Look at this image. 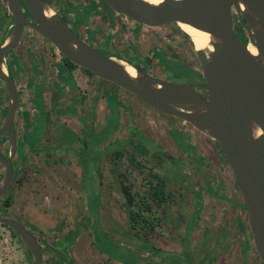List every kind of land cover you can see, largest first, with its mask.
Listing matches in <instances>:
<instances>
[{
  "label": "rangeland",
  "instance_id": "rangeland-1",
  "mask_svg": "<svg viewBox=\"0 0 264 264\" xmlns=\"http://www.w3.org/2000/svg\"><path fill=\"white\" fill-rule=\"evenodd\" d=\"M88 3L89 0H60L59 6L63 9H80ZM98 5L90 24L84 14L76 16V25L81 26L78 32L85 36L86 27L94 30L97 39L93 32L91 38H88L93 39L97 45L99 42L103 43L100 46L93 43L101 53L133 61L135 51L129 50L133 40L128 30L121 31L110 26L114 21L108 24L106 6L101 2ZM57 7H53L56 12ZM109 11L112 13L111 9ZM63 15L68 24H74L73 17L66 13ZM234 18L235 32L246 43L247 34L240 32L237 19ZM144 29L143 51L149 53L152 46L160 45L161 63L167 66L168 71L163 69L162 64L156 67L157 61H152L151 58L146 59L147 67L138 64L137 67L160 79H166L167 76L168 81L175 83H194L201 77L183 63L201 72L192 42L182 36L183 31L179 26H145ZM27 34L35 43H46L32 30H28ZM46 45L55 49L52 44ZM5 70L7 71L6 65ZM100 82L106 90L110 87L107 97L114 116L108 121V127L91 129L88 135L85 134L79 140L75 139L76 136L67 134V139L75 140L79 148L73 153L77 155L84 172L83 189L91 215L81 216L83 207L73 211L74 216L67 214L58 218L62 235L66 231L77 232L79 226L83 231L86 247L80 246V239L76 244L74 241L69 249V256L74 264H109L105 256L125 264L122 261L131 258L124 251L126 247L135 251L141 264H174L178 259L170 253L184 254L185 251L190 253L192 264H241L242 260L244 264H262L251 243L250 250L244 246L238 224L229 225L231 200L241 202L242 198L217 142L191 124L149 107L137 96L117 85L105 80ZM5 92L4 85L0 84V93L6 96ZM117 103L122 106V115L116 125ZM97 123L101 128L104 125L103 122ZM49 143L54 142L50 139ZM187 143L192 145L191 151L185 147ZM61 148L68 151L66 146ZM96 173L100 175L98 192ZM28 178L29 176L26 180ZM157 179L162 184L161 197L155 196L152 191ZM122 186L128 188L133 199L132 210L139 211L142 208L151 229L143 224H131ZM21 197V194L15 197L13 206L3 208V212L22 214L23 218L29 220L25 215L37 213L33 206L41 196L34 193L27 197L33 206L28 205L26 208L20 202ZM223 222V226L230 228L227 227L226 240L221 241L220 226ZM245 223L246 226L247 221ZM245 232L251 242L247 228ZM146 246L154 249L148 250ZM47 257L46 262L50 258L48 255ZM32 263L33 256L24 243L0 225V264ZM70 263L68 259L63 262Z\"/></svg>",
  "mask_w": 264,
  "mask_h": 264
},
{
  "label": "water",
  "instance_id": "water-1",
  "mask_svg": "<svg viewBox=\"0 0 264 264\" xmlns=\"http://www.w3.org/2000/svg\"><path fill=\"white\" fill-rule=\"evenodd\" d=\"M103 1L116 14L147 27L185 24L206 34L212 50L194 49L201 83L160 79L129 61L104 55L85 42L47 0H5L13 23L0 43V81L7 87L9 100L0 139L7 133L12 145L7 158L0 151V163L6 168L0 198L14 177L13 117L18 107V91L5 70L4 58L18 45L24 29L32 28L74 65L137 96L149 107L191 124L218 143L244 203L253 247L264 264V0ZM234 17L246 31V43L235 34ZM123 61L135 68L136 75L126 70ZM0 224L27 246L33 264H43L40 244L22 223L0 216Z\"/></svg>",
  "mask_w": 264,
  "mask_h": 264
},
{
  "label": "crops",
  "instance_id": "crops-1",
  "mask_svg": "<svg viewBox=\"0 0 264 264\" xmlns=\"http://www.w3.org/2000/svg\"><path fill=\"white\" fill-rule=\"evenodd\" d=\"M113 18L114 24L112 26L114 28H120L121 31H126V29L131 31L129 32L130 35L135 34L132 39L135 44L139 45L140 43L142 45L146 30L144 29L145 25L127 22L118 17ZM24 50L27 51V48L25 47ZM29 50L31 52L33 48L30 47ZM36 55L34 56L32 53L33 58H30V62L23 57H21L22 61L18 60V66L23 67V69H17L18 75L25 76L29 88L33 91L34 89L40 91V96L33 97V103L37 105L38 110L31 113L24 109L23 112L19 111L16 116V127L21 124L26 127V131L17 138L15 167L21 175L26 173L29 176V180H25L23 177L21 191L19 190L20 187L17 188V196L22 195L20 202L23 204V208L31 205L27 197L34 193L38 194L39 197L41 196L35 206L31 205L37 211L36 214L32 215V217L37 216L34 224L40 226V229L47 227L49 231L52 229L58 231L53 233L50 241L51 249L57 251L58 255L66 261L70 254L68 249L71 248L74 241L76 244L81 239L80 246L82 248H85L87 244L82 233L76 234L66 231L62 235L58 227V218L65 217L67 214L74 216L73 211L83 207L85 212L83 211L84 213L82 212L80 215L88 217L91 215L90 210L87 209L86 192L83 189L85 184L83 169L78 160L73 157L72 148L68 147V151L63 148H56L55 145L59 144L56 143V140L66 141L67 134L79 138L85 135V132L88 135L91 129H102L112 118L111 116H114L110 111L107 97L110 87L108 86L109 88L106 90L100 85L99 78L89 75L80 67L70 66L64 62L58 63L52 58L41 59V56L37 55L36 57ZM39 60L42 61L41 65H38ZM1 99V102H4V99ZM117 101H119L118 96ZM121 107L117 103V122L120 121L122 115ZM97 122H103L102 128L98 127ZM50 139L54 142L53 144L49 143ZM71 141L70 146H75L74 141ZM20 184L17 183L18 186ZM228 201L230 200L228 199ZM60 203L62 204L60 205ZM230 207L229 225L238 224L242 235L241 241L244 242L247 250H250V244L246 241L247 225H244L247 221L245 207L242 201L233 200H231ZM25 216H30V214ZM223 225L224 222L220 226L221 241L226 238L225 234L230 228L227 226V229ZM43 230L45 229L43 228ZM61 243L62 245L65 244L68 249L62 251L59 247ZM71 254L73 256V253ZM56 258L51 256L46 264H60ZM105 258L109 264H120L106 256ZM70 262V264H74L72 260ZM241 264H244L243 260Z\"/></svg>",
  "mask_w": 264,
  "mask_h": 264
},
{
  "label": "flooded vegetation",
  "instance_id": "flooded-vegetation-1",
  "mask_svg": "<svg viewBox=\"0 0 264 264\" xmlns=\"http://www.w3.org/2000/svg\"><path fill=\"white\" fill-rule=\"evenodd\" d=\"M3 1V2H2ZM49 5L54 8H56L57 6V13H59L61 15V17L63 18V20L68 24V22L66 21V19L64 18V15L63 13H66L68 15H70L71 17H73V21H74V24L73 25H70L68 24L73 30H75V32L78 33V35L87 43L89 44H92V46L95 44L94 40L93 39H89L91 38L92 36V32L94 33L95 35V32L94 30H91V29H88L87 27L85 28V30L87 32H90V33H87L85 32V36H82L80 34V31L78 32V30L80 29L81 30V26H78L76 25L77 24V17L76 16H79L81 13L80 11L84 9V11L86 12V9H91V13L89 16H86V21L88 22V24H90L91 20H92V16L94 15V13L97 11L98 9V2L100 3H103L106 8H107V12H108V16H109V22L108 24H110L112 21H114V18L113 17H118L119 19H123L124 21H127V22H134V23H137L129 18H127L126 16L124 15H118L116 14L112 9V13H110V8L104 3L103 0H89V3L87 5H83L80 9L77 8H72V9H63L59 6V2L60 0H47ZM0 3L2 5H4V7L6 8V2L5 0H0ZM52 7V8H53ZM24 13L25 15L29 18V13H28V10L24 7ZM71 10V11H69ZM6 11H7V15H8V20L5 24V27H4V31L6 30H10L11 32V29H12V23H13V18L11 16V14L8 12L7 8H6ZM77 13V15L75 14ZM238 23V22H237ZM139 25H143V24H140V23H137ZM113 25V22L110 24V26ZM169 25V24H168ZM165 26V25H164ZM161 27V26H160ZM153 28V27H151ZM155 28H158V27H155ZM120 30V28H117ZM28 30H32L34 31L32 28H25L24 31H23V35L21 37V40L19 41L18 45L14 48V49H11L9 51L6 52L5 54V58H4V66L6 65V68H7V73L9 74V76L14 80L15 82V85H16V88H17V91H18V107L15 111V114H14V117H13V135L15 137V153H14V156L12 158V161H11V165H12V168H13V172H14V177H13V180L8 188V190L3 194V196L0 198V216L1 217H7V218H11V219H14V220H17L19 221L20 223H22L33 235L34 237L36 238V240L38 241V243L40 244L41 246V251H42V263L43 264H46V260L45 258H48L47 255L49 257L53 256V257H57L56 261L57 262H60V264H63V262L65 261L60 255H58V252L57 251H54L53 249H51V245H50V241L52 240V236H53V233L55 232H58L56 229L55 230H43L42 228L40 229V226L38 225H35L34 222L37 220V216L36 217H30L28 216V218H30L29 220H27L26 218H23L22 214H7L5 212H3V208H9L11 206H13V201H14V198L17 197V191L20 187V191H21V185H22V180H23V177L24 179L26 180L27 178V175L26 173L24 175H21L20 174V171L16 170V167H15V163H16V158H17V146H18V143H17V138L19 137V135H23L24 131H26V127H23V125L21 124H18L17 127H16V116L18 115L17 113H19V111L23 112L24 109H27L28 112H35L36 110H38L39 108L37 107L36 104L33 103V97H38L40 96V91L38 92V90L34 89V91L32 89L29 88V83L27 82V78H25V76H21V75H18V72H17V69H23L22 66H18V60L22 61V58L23 57L24 59H27L29 60L30 62V58H33L32 57V53L34 54V56L37 54L39 57L41 56V59L42 58H52L54 60H56L58 63L60 62H64L66 63L67 65H70V66H75V67H78L76 65H71L69 64L66 60V58L55 48V49H50L47 47L46 43L47 44H51L49 41H47L46 39L42 38L40 35L39 37L45 41L46 43L44 42H41V43H38V42H34L30 37L29 35L27 34V31ZM77 30V31H76ZM2 31L0 33V43H2L6 38L7 36L9 35V33L6 34V32ZM35 32V31H34ZM128 32H131V31H128ZM36 33V32H35ZM37 34V33H36ZM236 34V32H235ZM135 34H132L130 37L133 39ZM27 36V37H26ZM96 36V35H95ZM183 36V35H182ZM237 36V35H236ZM3 37V39H2ZM89 37V38H88ZM184 37V36H183ZM238 37V36H237ZM26 38V39H24ZM185 38V37H184ZM2 39V40H1ZM96 39H97V36H96ZM95 39V40H96ZM187 39V38H185ZM25 40V41H24ZM98 41V40H97ZM94 43V44H93ZM100 44L97 45V46H100L102 45L103 43L99 42ZM109 43V42H108ZM132 43V44H131ZM94 45V47L96 48V46ZM52 46V45H51ZM54 46V45H53ZM25 47L27 48V51H25ZM33 48V51L30 52L29 48ZM43 48H46V49H43ZM135 48L137 50H135ZM32 50V49H31ZM129 50H133L135 51L134 53V58H133V61L131 59H127L129 62H131L132 64L134 65H142V66H146L147 65L145 64L146 63V59L147 58H151L152 61H157L156 62V67L158 66V64H162V57H161V53H162V49L160 47V45H154L152 46V51H150L149 53H145L143 51V47L142 45L139 43L138 44H135L134 41H131L130 42V45H129ZM36 55V57H37ZM111 55V54H110ZM167 55V54H165ZM20 56V57H19ZM117 56V55H116ZM169 58H172L170 57L169 55H167ZM127 58V57H126ZM179 60V59H178ZM183 62V61H182ZM186 67L190 70H192L194 73H197V74H200L198 71H196L194 68L190 67L189 65H187L185 62H183ZM42 64V61L39 60V64L38 65H41ZM163 65V69H165V71H168V68L165 64H162ZM39 67V66H38ZM82 69V68H81ZM84 71V70H83ZM35 72V71H34ZM41 75V74H40ZM39 75V76H40ZM94 76V75H93ZM201 76V75H200ZM167 76H166V79L167 80ZM101 80V79H99ZM202 81V78L199 77V79H197L196 82L194 83H201ZM0 84L4 85L5 87V94L6 96H3V94L0 93V128L1 126L3 125V122L5 120V117H6V113L8 111V91H7V87L6 85L0 81ZM202 94L205 95V91H201ZM4 99V102H1L2 99ZM116 125H117V121H116ZM108 127V122L107 124L103 127V128H107ZM102 128V129H103ZM87 134V132H86ZM87 136V135H86ZM83 136L81 137H76L75 139L76 140H79L81 139ZM111 137V136H110ZM70 141L71 139H67L66 141H57L56 140V143L58 142L59 144H56V148H61L62 146H66L67 148L70 147L72 148L73 151H75L76 149H79L78 146H77V143L75 142V140H72L74 141L75 143V146H70ZM71 141V142H72ZM147 141H150L149 139H147ZM190 144V143H189ZM11 140L8 136L7 133H5L2 138L0 139V151L1 153L3 154V156L5 158L8 157L9 155V152H10V148H11ZM75 147V148H74ZM156 151V150H155ZM160 154V153H159ZM73 157L76 159L77 158V155L75 153H72ZM168 158L171 157V156H167ZM172 158V157H171ZM170 159V158H169ZM76 160H78V162L80 163L79 159L77 158ZM94 164L96 165V161H94ZM6 174V168L5 166H3L1 163H0V185L2 183V180L4 178ZM20 174V175H19ZM97 178H98V181H100V175L97 174ZM83 180H84V177H83ZM17 183H21L19 186L17 185ZM236 186V184H235ZM18 188V189H17ZM17 189V190H16ZM12 190V191H11ZM39 190V189H38ZM10 200V204L9 205H6V202ZM243 203V201H242ZM244 204V203H243ZM27 210V209H26ZM28 212V211H27ZM91 217V216H90ZM1 226H3L4 228H7L10 232H11V229L8 228L6 225H3V224H0ZM89 225H90V218H89ZM248 231L250 232L249 230V227H248V223H247V227ZM83 231L80 229V226L78 227V231L77 232H74L76 234H80L82 233ZM90 234V232H89ZM250 236H251V233H250ZM246 241L249 243H251L252 247H253V243H252V237H251V242L250 240L248 239V237H246ZM244 243V242H243ZM94 244V243H93ZM25 245V244H24ZM26 246V245H25ZM95 246V245H94ZM245 246V245H244ZM27 247V246H26ZM60 249L62 251H65L67 250L68 248H66L64 245H61L59 246ZM96 247V246H95ZM97 248V247H96ZM70 249V248H69ZM68 249V251H69ZM126 249H128L126 247ZM254 249V247H253ZM28 251H30L28 248H27ZM31 253V251H30ZM32 255V253H31ZM70 258V259H69ZM68 260H72L73 259L69 256ZM263 264V263H262Z\"/></svg>",
  "mask_w": 264,
  "mask_h": 264
},
{
  "label": "trees",
  "instance_id": "trees-1",
  "mask_svg": "<svg viewBox=\"0 0 264 264\" xmlns=\"http://www.w3.org/2000/svg\"><path fill=\"white\" fill-rule=\"evenodd\" d=\"M80 13L84 14L85 16H89L90 13H91V9L90 8L86 9V12L83 9V10L80 11ZM7 18H8V15H7L6 8L4 7V5H2L0 3V33L2 31H4L5 24H6L7 20H8ZM238 25H239L240 32L244 34L246 32L245 29L242 27V25L240 23H238ZM4 32H6V34H7V33L10 32V30L8 29L7 31L5 30ZM182 35L190 41V39H189V37L187 36L186 33L182 32ZM2 39H3V37H2ZM107 55L108 56H112L110 54H107ZM66 61L69 64L74 65L70 61H68V60H66ZM83 70L86 73H88L89 75H93L91 72H89V71H87L85 69H83ZM217 145H218V143H217ZM185 147L188 148V150H190V151L193 149L192 145L189 144V143H187V145ZM218 147H219V145H218ZM219 149H220V147H219ZM220 152H221V149H220ZM221 155L225 159V157L223 156L222 152H221ZM152 191H153V194L155 196L161 197V195H162V184H161L159 179H157V184L153 187ZM122 192H123V195L127 198L125 203H126V207H127V213L129 214V218L131 220V224L133 226H135L136 223H139V224H143L144 227H147V228L151 229L152 227L150 225H148L149 224L148 221L144 218L143 209L141 208V209H139V211H133L132 210V205H133L134 202H133V199L130 196V192H129L128 188L125 187V186H122ZM9 204H10V200H8L6 202V205H9ZM141 205H142V203H141ZM243 206H244V204H243ZM11 233L13 235L17 236L16 233L13 232L12 230H11ZM146 248L148 250H151V251L154 249L153 247H149V246H146ZM124 251L128 252V254H129V256L131 258H129L130 260L129 259L128 260H123L122 262H124L125 264H141L140 259L135 255V251L129 250V249H125ZM172 255L175 256L176 259H178V262L174 261L175 262L174 264H192V260L190 259V253L188 251H185L184 254L172 253Z\"/></svg>",
  "mask_w": 264,
  "mask_h": 264
},
{
  "label": "bare ground",
  "instance_id": "bare-ground-1",
  "mask_svg": "<svg viewBox=\"0 0 264 264\" xmlns=\"http://www.w3.org/2000/svg\"><path fill=\"white\" fill-rule=\"evenodd\" d=\"M151 2L158 3L161 0H149ZM180 29H182L184 32H186L189 35V38L192 42L193 48L198 49V50H204L206 52H209L212 50V47L209 45L208 42V36L204 33L199 32L198 30H195L185 24H178ZM249 50L252 53H256L255 47H253L251 44L248 45ZM123 65L125 66L126 70L131 74V75H136L135 68L123 61Z\"/></svg>",
  "mask_w": 264,
  "mask_h": 264
}]
</instances>
